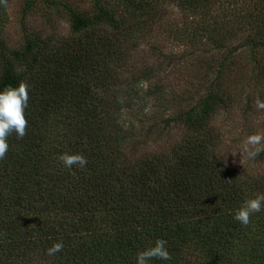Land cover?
Segmentation results:
<instances>
[{
	"label": "trees",
	"instance_id": "1",
	"mask_svg": "<svg viewBox=\"0 0 264 264\" xmlns=\"http://www.w3.org/2000/svg\"><path fill=\"white\" fill-rule=\"evenodd\" d=\"M48 2L69 8L71 33L29 38L2 67L0 90L23 81L29 99L25 135L10 134L0 159V264H135L158 238L171 259L151 264H264V209L233 219L264 175L239 167L235 130L217 119L243 110L241 70L264 82V0ZM158 27L220 53L200 56L196 99L171 87L195 51L166 50ZM63 152L86 167L65 168Z\"/></svg>",
	"mask_w": 264,
	"mask_h": 264
},
{
	"label": "rangeland",
	"instance_id": "2",
	"mask_svg": "<svg viewBox=\"0 0 264 264\" xmlns=\"http://www.w3.org/2000/svg\"><path fill=\"white\" fill-rule=\"evenodd\" d=\"M69 2L71 0H62ZM181 25V17L177 19ZM71 14L66 5L60 3H50L48 0H5L0 11V79L3 74V64L6 58H12V52L15 50H22L24 44L29 38H34L37 35L45 37L52 33L60 34L61 36L69 35L71 33ZM157 42L166 50H181L183 47L188 46L187 53L190 54V48L195 53L189 55V60L181 65V70L172 75L173 79L171 87L177 92H182L184 95H191L195 98V94L199 88L197 84L200 78L204 77L208 72L204 67L201 55L204 56L205 50L212 48V54L220 55L215 45L205 41L192 44H183L179 40L169 35L167 30L163 28L155 29ZM158 30V31H157ZM199 47H203L199 49ZM25 65L23 63H15L16 71H21ZM259 69L254 66L247 67L246 72L241 70V75L237 74L233 85L238 87L243 93L235 96V102L241 106L242 112L231 113L230 115L221 109L217 114L218 120H228L231 122L227 125L228 129L233 128L234 134H230L227 139V144L231 148L230 153L237 162L239 167L254 175H264V159L255 157L254 159H247L243 154H239L241 142L252 134H264V110H258L255 107V99L259 95L264 99V82L260 81L254 74H257ZM171 76V75H170ZM264 81V80H263ZM196 99V98H195ZM126 122L133 121L132 114H125ZM244 131V134L240 135ZM172 138H180L182 132L175 129L172 131ZM171 138V139H172ZM170 139V138H169ZM153 147V146H151Z\"/></svg>",
	"mask_w": 264,
	"mask_h": 264
},
{
	"label": "clouds",
	"instance_id": "3",
	"mask_svg": "<svg viewBox=\"0 0 264 264\" xmlns=\"http://www.w3.org/2000/svg\"><path fill=\"white\" fill-rule=\"evenodd\" d=\"M3 2V0H0ZM29 86L21 81L17 87L6 86L0 90V159H3L9 150L8 137L13 132L17 139L23 138L27 120L25 109L28 105ZM255 107L264 110V99L257 95ZM264 151V134L248 135L242 142L239 154L247 159H254ZM59 162L67 169L76 166L84 169L88 163L87 158L80 153L63 152L57 156ZM264 209V193H258L254 198L246 199L239 208L234 211L233 219L242 225H248L250 216ZM167 241L156 239L153 245L136 253L135 264H151L154 259L169 261L171 254L166 247ZM63 242L57 241L46 249V254L52 256L60 252Z\"/></svg>",
	"mask_w": 264,
	"mask_h": 264
}]
</instances>
